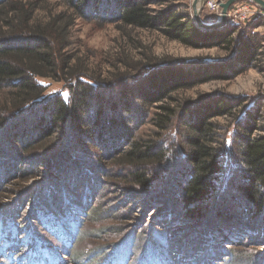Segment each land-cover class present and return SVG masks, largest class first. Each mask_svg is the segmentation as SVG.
<instances>
[{"label":"trees","instance_id":"obj_1","mask_svg":"<svg viewBox=\"0 0 264 264\" xmlns=\"http://www.w3.org/2000/svg\"><path fill=\"white\" fill-rule=\"evenodd\" d=\"M59 2L66 11L46 22L37 16L45 9L42 0H0V91L6 92L0 108V184L11 175L26 176V165L46 170L45 175L38 172L41 192H30L13 208L0 202V222L9 221L15 231L18 227L22 251L33 253L48 243L44 236H54L72 252L83 225L114 222L118 206L108 214H91L103 183L114 185L111 200L117 204L125 198L141 209L161 208L160 220L174 214L198 226L205 220L212 225L214 218L223 221L205 233L198 254L182 255L181 264H219L226 250L217 240L227 236L264 238V135L254 133L263 131L260 112L222 93L194 101L173 99L178 92L232 81L246 72L261 50L259 36L237 39L236 28L202 30L168 0ZM88 13L156 31L189 48L218 47L228 57L153 64L147 69L153 73L151 82L141 87L138 79L143 84L147 78L127 72L109 82L89 77L72 67L76 55L68 53L76 21ZM43 79L61 83L67 95L48 94ZM131 80L136 84H128ZM221 117L234 118L226 134L216 121ZM30 205V218L23 223L21 211ZM130 207L125 212L134 217ZM64 220L72 224L65 230ZM118 224L99 232L86 259L63 251L61 258L115 264L114 254L141 234L136 228L125 232ZM156 234L167 251H174L172 240Z\"/></svg>","mask_w":264,"mask_h":264},{"label":"rangeland","instance_id":"obj_2","mask_svg":"<svg viewBox=\"0 0 264 264\" xmlns=\"http://www.w3.org/2000/svg\"><path fill=\"white\" fill-rule=\"evenodd\" d=\"M168 1L181 6V11L189 14L194 20L192 6L195 0ZM228 1L209 0L201 10V20L208 24H215L220 21L222 15L221 5ZM42 2L45 9L37 15L41 21L47 22L52 17L66 11V8L60 5L59 0H42ZM152 8L158 7L153 6ZM105 17L106 14L99 18L88 13L84 20L76 21V25L72 30L74 45L68 53L76 55V57L71 65L89 77H99L100 80L109 82L114 77H119L121 73L127 72L134 76L142 75L144 80L147 78L143 84L139 82L138 78L137 84L132 82L133 79L128 83L141 87L151 82L150 78H152L153 73L150 70L147 71V69L153 68V64L202 58L222 60L228 57V53L218 47L212 49L189 48L178 42L168 40L156 31L150 32L125 27L116 22L111 16L107 19ZM228 28H236L237 33L234 35L237 39L241 34L246 38L249 34L259 36V41H262L261 50L254 65L232 81H212L198 85L191 90L176 93L173 99L176 103L189 99L194 101L201 96L213 93L237 97L244 100L243 105L246 107L254 106L253 111L258 110V113L260 112L261 121L258 126H261L263 131L258 130L254 133L255 135H264V11L253 1L242 0L237 2L231 6L227 14V25L214 31H228ZM134 68H139V71L136 72ZM41 82L49 88L48 94L65 92L61 83H55L47 79H43ZM63 95L66 96L67 94L63 93ZM5 99L6 92L0 91V108L5 104ZM234 115L237 116L238 114L235 112ZM216 121L224 128L223 134H226L230 130L229 127H231L230 124L234 121V118L221 117L217 118ZM143 130L149 132L151 127L148 125ZM22 168L26 172V176L23 173L15 177L11 175L8 178L9 180L0 184V202H4L7 207H14L30 192L36 194L43 190V185L39 183L41 180L38 178V172L40 171V174L45 175L46 170H40L39 167L33 168L31 165ZM33 177L35 179H29ZM113 186L110 183H103L98 195L94 198V211L91 214L95 212L97 214L100 212L101 214H108L110 208L118 206L120 210L114 214L115 217L112 220L114 222L108 223L106 221L100 225L94 223H90L88 226L83 225L82 233L74 242L75 249L72 252H69L70 250L65 247L66 241L62 245V242L60 243L54 236H50L51 238L44 236L43 238L48 243L37 247L33 253H24L21 249L23 243L18 237V227L15 231L9 221L0 222V264H78L76 261H72L74 259L71 257L80 253L84 258L91 246H94V243L97 242L95 238L102 235L99 232L103 231L106 228L105 226L113 227V224L118 223L121 224L125 232L136 228L141 234L136 240L134 238L129 239L127 242L130 243H125L126 245L121 248L123 250H119L114 254L117 264H181L183 261L182 255L191 254V256H194L198 254L205 233L223 224V221H218L215 218L212 220L214 222L212 225H206V220L203 221L204 223L201 222L203 224L199 226L188 224L181 216L174 214L171 218L167 217L166 220H160L165 213L164 210L161 211V208L153 211L150 208L141 209L142 205L135 201L131 205L132 202L125 198L119 204L115 200H111L114 193ZM32 206L22 209L20 220L23 223L33 210ZM129 206H132L130 208L134 210V217H129V212H125V208ZM132 218L137 220L133 221ZM62 222L64 230L69 227L68 224L72 225L71 222L68 223V220ZM154 230L163 235L165 234L166 237L172 240L173 244H176L174 251L170 252L165 249L161 236L158 234L153 235ZM240 237L233 240V238L227 236L224 241L217 240L218 245L226 250V255L220 256L223 258L218 257L220 258L218 259L219 264H264V238L252 236L251 239L247 240L245 239L246 236ZM25 251H28V249H25ZM62 251L64 254L70 253L71 257L61 258ZM130 256L132 257L130 258Z\"/></svg>","mask_w":264,"mask_h":264},{"label":"water","instance_id":"obj_3","mask_svg":"<svg viewBox=\"0 0 264 264\" xmlns=\"http://www.w3.org/2000/svg\"><path fill=\"white\" fill-rule=\"evenodd\" d=\"M209 0H195L193 3V15H194V21L202 30L205 31H214L216 29H221L227 25V14L231 8L232 5H234L237 2H240L242 0H229L227 3L222 4V15L220 18V21H218L215 24H208L204 23L200 18V13L203 8V6L208 2ZM256 3L263 11H264V1L263 0H250Z\"/></svg>","mask_w":264,"mask_h":264}]
</instances>
